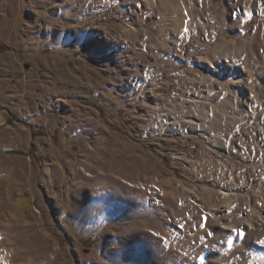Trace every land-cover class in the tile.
<instances>
[{"label": "rangeland", "instance_id": "obj_1", "mask_svg": "<svg viewBox=\"0 0 264 264\" xmlns=\"http://www.w3.org/2000/svg\"><path fill=\"white\" fill-rule=\"evenodd\" d=\"M166 17L176 31L155 45ZM253 20L264 56V0H0V264H195L199 219L177 209L210 213L226 205L221 189L264 183L253 126L258 148L239 132L228 153L189 122L205 131L222 110L264 115V92L242 74L238 94L224 75L240 43L210 57L217 80L201 74L218 40L248 39ZM51 53L75 78L51 67ZM211 161L220 164H202ZM202 257L264 264V248Z\"/></svg>", "mask_w": 264, "mask_h": 264}, {"label": "bare ground", "instance_id": "obj_2", "mask_svg": "<svg viewBox=\"0 0 264 264\" xmlns=\"http://www.w3.org/2000/svg\"><path fill=\"white\" fill-rule=\"evenodd\" d=\"M174 7L177 6H173V9ZM247 16L248 13L243 15L239 22H237L235 28L236 32L238 31L241 33L244 30V23ZM183 17L186 18L185 14ZM257 23V20H253L251 23L252 34L246 40L238 39L229 41L226 38H220L211 52L201 58L206 68V71H203L201 74H205L206 77H210L212 80H217L216 75L221 74L222 70L218 68V65L213 64V61L211 62L209 60L210 57L212 54L215 55L218 51L224 49L228 44L231 46L233 45L234 47L236 43H240L242 45L241 48L244 47V56L242 57V60L237 61L239 64L232 65L231 68L227 69L224 75L230 78L231 85L235 84L232 89H234L238 94L242 93V91L238 89V83H240L239 81L241 80L242 74L251 79V84L249 86L251 93L257 94L258 92H264V67L261 65L264 63V56L262 51H260L262 50L260 48V39L257 37L261 26ZM176 28L177 24L175 21H173V19H169L168 17H166V20L163 19V22L158 28L157 41H155L154 44H158L161 39L168 37L171 35V33H174ZM244 85L246 88H248V84L244 82ZM244 93L245 91L242 94L243 96ZM156 97L161 98L160 94H158ZM235 98V101H233V108L239 111V106H241L240 102L242 104V101L244 100L240 101L239 98ZM189 100L197 107H199V105L203 104L204 102V100L202 101L198 98V95H195ZM214 107L216 106H213V108ZM226 112L222 110L221 115L223 117L221 118V116H218L220 118H216V120L212 121L209 128L207 130L204 129L205 131L201 129L204 128V125L199 124V122H195L193 120L189 122L191 123V126L197 130V132L202 131L200 134H203V136L206 137V140L212 138V140L217 143L222 142V144L225 146L224 150L228 153L232 150L231 145L235 134L239 132L240 134L243 133L244 136H246L247 141L250 142L252 147L258 148V144L255 142L256 139L250 134L246 127L253 126L258 134L264 137V115L262 114V118L255 122L253 117L247 121H244L242 117H234L233 119V117L229 116V114H226ZM183 160L186 163L189 162V160L184 157ZM213 162L215 163L217 161H211L207 164H202L206 165L208 169V167L212 166L211 163ZM217 164L219 165L220 163L217 162ZM172 179L174 180V178ZM234 185L236 184L234 183ZM198 188L199 187L194 186L190 191L198 193ZM202 188L205 187L203 186ZM218 193H220V195H222L227 200V202L226 205H223L215 211L213 210V212L207 213L203 210L199 211L198 208L188 207H181L176 211L178 217L199 219L197 222H199L200 227L198 228H200V231H197L198 236L195 239L196 241L192 243L195 251L198 250L199 252V256L197 257L198 259L195 261V264H200L203 259L202 256H205L206 254L209 256H224V254H226L227 257H224L225 260L234 261L237 259L233 258H238L240 252L245 251L246 253V251L249 249L254 251L264 248V183L260 189H255L252 192L245 194H228L223 189H221ZM261 198L263 201L260 203ZM236 203H240L243 206L234 208L233 205ZM211 214L216 215V217L213 218ZM241 215H243L242 218H240Z\"/></svg>", "mask_w": 264, "mask_h": 264}, {"label": "crops", "instance_id": "obj_3", "mask_svg": "<svg viewBox=\"0 0 264 264\" xmlns=\"http://www.w3.org/2000/svg\"><path fill=\"white\" fill-rule=\"evenodd\" d=\"M82 35V33H80ZM85 35V32H83V36ZM52 55H50L49 59H50V62H51V67H66L64 68L65 70V75L67 77H70V78H75V72L76 70H74L75 67H68V61L66 60V57L62 56L63 54L61 53H51ZM82 67H79L78 68V72L80 73V75L83 74V76L85 75L86 76V70H81ZM69 78V79H70ZM70 79V81L72 80ZM69 81V83L71 84V82ZM68 82V81H66Z\"/></svg>", "mask_w": 264, "mask_h": 264}, {"label": "water", "instance_id": "obj_4", "mask_svg": "<svg viewBox=\"0 0 264 264\" xmlns=\"http://www.w3.org/2000/svg\"><path fill=\"white\" fill-rule=\"evenodd\" d=\"M24 67H26V66H24Z\"/></svg>", "mask_w": 264, "mask_h": 264}]
</instances>
